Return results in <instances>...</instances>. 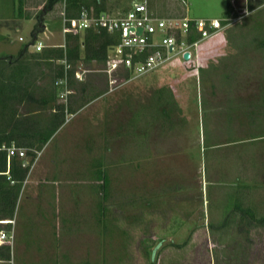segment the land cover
Wrapping results in <instances>:
<instances>
[{"label": "rangeland", "instance_id": "obj_1", "mask_svg": "<svg viewBox=\"0 0 264 264\" xmlns=\"http://www.w3.org/2000/svg\"><path fill=\"white\" fill-rule=\"evenodd\" d=\"M140 1L160 16L229 14V0H107L106 12ZM246 1L192 62L120 71L113 85L106 63L85 61L81 47L67 63L72 93L58 97L69 108L62 128L38 153L21 146L31 176L14 222L0 224L14 230L12 259L0 264H264V0ZM45 4L0 0V14L33 16L36 27ZM62 10L63 0L46 15L58 43ZM45 72L41 86L52 90ZM215 92L253 93L256 107L239 110L237 124L218 123L216 103L227 100L209 98ZM51 107L35 116L52 120Z\"/></svg>", "mask_w": 264, "mask_h": 264}, {"label": "built area", "instance_id": "obj_2", "mask_svg": "<svg viewBox=\"0 0 264 264\" xmlns=\"http://www.w3.org/2000/svg\"><path fill=\"white\" fill-rule=\"evenodd\" d=\"M66 1L63 0L61 12L64 32L67 26H70L79 32L93 28L120 33V41L109 46L105 61L104 72L107 73L111 85L117 83L120 71L127 72L130 77L140 76L158 69L175 56H181L184 61H192L193 50H197L200 43L219 34L226 27L228 20L236 19L160 16L150 9L147 1L134 3L123 15L109 12L95 15L83 10L80 15L69 18L66 14ZM138 28L143 29L142 34L137 33ZM44 47L43 43L37 42V51ZM186 52L191 54L188 60L184 58ZM57 84L65 86L64 95L70 91L67 73ZM6 149L9 160L16 156L23 160L24 166L29 163L24 148L13 145ZM10 222L13 223L12 220H0V224ZM13 240L14 230H0V245H11Z\"/></svg>", "mask_w": 264, "mask_h": 264}, {"label": "crops", "instance_id": "obj_3", "mask_svg": "<svg viewBox=\"0 0 264 264\" xmlns=\"http://www.w3.org/2000/svg\"><path fill=\"white\" fill-rule=\"evenodd\" d=\"M48 20H50V18L46 17L44 29L38 34L37 39L40 38V40L36 41V43L34 44H29L32 41L33 30L36 23L35 18L33 16L17 12H15L14 14L10 13L9 15L0 14V58L13 57L15 59L19 55V53H21L22 50L28 46L26 51L24 50L22 52V55L19 59L16 58V60H6L4 62L0 61V99L8 97L10 100L9 125L2 126V121H0V130H2L3 132V129H5V132H9L11 136L10 139L12 141L11 145L9 146H6V143L4 142V148L13 145L19 147L31 146L36 148L37 153L40 152V148L49 145L50 142L54 139L55 133L46 143H43L40 140V135L30 138L18 137V135H16L17 132L14 135H11L13 131L17 129L19 130V128L17 127L18 119L24 118L26 121H29L25 122L26 125L31 124L35 120L38 129L41 131L48 130L51 125H55L56 131H58L60 130V128H62V124L60 125V115L62 116L65 111H69L67 105L64 102H60V100L58 99L59 96H65L64 91H59L60 85L57 84V81L62 77L54 78V75L52 76L55 80V86H53L52 90L50 89L48 91H44L42 90L43 87L41 86L42 81L46 77V67H50L51 71H53L54 74H56L58 69L57 67L59 65L65 66L66 73L70 69V67L67 68V65L70 66V64H67L68 62L65 59L54 60L36 57V55L38 54V51L36 50L37 42L45 44V48L65 45V32L63 24H61L60 27L63 33V42L58 43L56 42L57 32L49 28ZM23 31H27L26 36L31 34L29 35V38L22 35L21 32ZM26 38L27 42L25 44L23 43L21 47H18L16 45L17 39L18 41L25 42ZM45 39H48L49 42L44 43ZM6 86L8 87V90H5ZM18 88H20V90ZM68 93H72L71 90ZM242 95V92H235L234 94H229L227 92H215L212 93L211 96H209V98H224L227 100V103H222L223 106L220 103H216V105H218L216 106L217 110H219L216 114L218 123L221 122V124H237L241 120V114H239V110L249 108L252 109L253 107H256L255 103L249 101L251 98L253 99V97L251 96L253 95V93L249 94L250 97ZM44 98H46L47 100L49 99L50 101L44 103ZM34 103H37L38 106L33 110V108H31V105ZM50 103H52L51 108L53 110L55 118H52V120L44 121L43 119L35 116L36 114L44 110ZM57 105H65V108L59 109ZM245 105L248 107L246 108ZM222 107L224 109L221 111ZM75 110H80V108H77ZM70 112L73 113V108L70 109ZM12 114H14V117H12ZM246 117L248 118L250 116L246 115ZM37 148L39 149L37 150ZM30 176L31 171L29 172L27 179L23 182L22 188H24V183L29 180ZM52 179L54 178L52 177ZM12 221L14 222V220Z\"/></svg>", "mask_w": 264, "mask_h": 264}, {"label": "trees", "instance_id": "obj_4", "mask_svg": "<svg viewBox=\"0 0 264 264\" xmlns=\"http://www.w3.org/2000/svg\"><path fill=\"white\" fill-rule=\"evenodd\" d=\"M62 0H46V4L43 9L39 12L37 17V24L33 31L32 41L29 44H34L38 34L43 31L46 15L53 10L56 4L60 3ZM246 0H229L228 7V17L234 18L238 16L237 10L245 8ZM83 10H87L90 14L98 15L107 10V0H67L66 1V14L69 18L76 17L81 14ZM120 33L118 32H108L105 29H93L89 28L84 31L83 37L81 33L77 30L72 29L70 26H67L65 32V46H52L43 48L41 51H38L36 55L37 58L42 59H54V60H67V62L72 63L81 58L80 50L81 47L84 49V59L87 62H105L108 55L109 46L116 44L120 41ZM28 48L25 47L22 52ZM22 52L16 57L20 58ZM13 57L0 58L1 62L16 60ZM57 72L54 74V78L64 77L66 75L65 66L59 65L57 67ZM71 70L67 71L68 79L71 77ZM72 82L71 79L69 80ZM8 90V87H5V90ZM20 90V88H18ZM42 90L47 91L46 88ZM9 98L4 97L0 99V121L1 125H9ZM44 103L49 102L50 100L44 98ZM59 109L65 108V105H57ZM7 115V116H5ZM14 117V114H12ZM24 118H19L17 121V127L19 130L13 131L11 135H14L16 132L18 137L30 138L41 136L40 140L43 143H46L52 135L56 132V126L51 125L48 130L41 131L36 125L34 120L31 124L26 125ZM27 126V128H26ZM30 130H29V128ZM0 130V220H13L14 212L17 204V199L19 193L22 189L23 182L27 179L31 165L28 163L26 166L23 165V160L14 156L10 160L8 159L7 149L3 147V143H6V146L11 145L12 141L10 139V133ZM236 208L239 205H235ZM264 222V218H262ZM10 223L5 225L11 226ZM10 230V229H6ZM12 259V247L10 244L0 245V261L9 262Z\"/></svg>", "mask_w": 264, "mask_h": 264}, {"label": "water", "instance_id": "obj_5", "mask_svg": "<svg viewBox=\"0 0 264 264\" xmlns=\"http://www.w3.org/2000/svg\"><path fill=\"white\" fill-rule=\"evenodd\" d=\"M136 31H137V33H139V34H142L143 29H142V28H138V29H136ZM190 56H191V54H190L189 52H186V53L184 54V58L187 59V60L190 58Z\"/></svg>", "mask_w": 264, "mask_h": 264}, {"label": "bare ground", "instance_id": "obj_6", "mask_svg": "<svg viewBox=\"0 0 264 264\" xmlns=\"http://www.w3.org/2000/svg\"><path fill=\"white\" fill-rule=\"evenodd\" d=\"M2 222H9V221H2Z\"/></svg>", "mask_w": 264, "mask_h": 264}]
</instances>
